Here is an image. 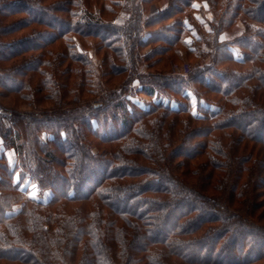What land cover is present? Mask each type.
I'll use <instances>...</instances> for the list:
<instances>
[{
    "label": "trees",
    "instance_id": "obj_1",
    "mask_svg": "<svg viewBox=\"0 0 264 264\" xmlns=\"http://www.w3.org/2000/svg\"><path fill=\"white\" fill-rule=\"evenodd\" d=\"M97 1L94 11L85 0H0V63L14 62L0 67L2 90L36 102L43 91L74 102L98 95L66 113L0 105V139L19 159L9 168L0 156V264H264V0H210L222 13L195 52L181 18L150 30L192 0L153 14V0ZM238 17L243 35L218 42ZM90 38L109 54L102 76L124 73L121 88L98 91V67L76 49ZM176 44L197 60L187 74L137 68ZM62 59L76 68H57ZM88 136L109 149L97 154ZM26 183L51 196L7 210Z\"/></svg>",
    "mask_w": 264,
    "mask_h": 264
},
{
    "label": "rangeland",
    "instance_id": "obj_2",
    "mask_svg": "<svg viewBox=\"0 0 264 264\" xmlns=\"http://www.w3.org/2000/svg\"><path fill=\"white\" fill-rule=\"evenodd\" d=\"M58 0H47V2H53ZM170 0H153L152 3L149 4V13H156L158 11H163L169 6ZM212 2L210 0H192L190 8L187 10V13H183L182 15H174L171 19L165 21V23L157 24L156 26L150 28L151 31H155L158 29H162L164 27V24L167 23V25H171V27L175 26V20L178 18H181L183 21V25L186 30L185 36H183V42L186 45L187 49L189 51H196L198 48L197 46V39L199 36H202L204 34H211L213 33L212 24L214 19V13L216 17L221 16V12H214L216 11L214 7H212ZM86 6L93 9L94 11L98 8H101L102 3L97 0H85ZM214 12V13H213ZM15 19H18L17 16H11L9 19L6 20V22L14 21ZM119 21V19L117 20ZM166 25V26H167ZM245 30V24L243 20L238 17L234 23L226 28H223L222 31L218 34V42L220 43H231L234 40L240 38ZM28 31L27 33H29ZM192 44H188L191 43ZM76 49L79 53H83L88 55V57L93 61L94 65L98 67L99 71L97 73V76L99 78V84L100 88H98V91H102L103 89L112 90V89H118L123 86L124 83V73L123 75L117 77V78H109L108 80L105 79L101 71L103 67L101 65H104L105 69H108V61L106 63V56L109 54L106 53L105 50L100 48L99 42L96 39L90 38V39H84L80 40V42H76ZM157 44H153L152 46L146 47L144 50L150 52L153 47H155ZM64 45L61 43H56L53 46H51L49 49L54 53V55H60V53L64 50ZM165 56H162V58H159L160 56L157 54L150 56L148 59V62H156V65L149 67H146L142 64V66L137 65V68L141 70L142 68L146 71L147 74H156V73H169V74H176V73H184L187 74L189 71L190 66H193L197 63V60L190 54H186V50L183 49L180 44H176L166 50V53H164ZM64 60V59H62ZM66 64H61V67H57L59 69H68L71 67V69H75L77 65H69L67 67L68 61H63ZM14 62L11 63H0V67L2 70L7 71L10 65H12ZM55 71V70H54ZM72 72V70H70ZM73 78H75L73 76ZM73 78H68L66 81L67 89L66 92L70 91V89L73 87V84L75 83L73 81ZM35 81V80H34ZM36 81L38 82V78H36ZM34 83V82H33ZM136 85V82H133L130 86ZM37 92V87L34 90L29 91V93ZM74 95V94H73ZM72 93L67 94V98L59 97V95L53 99H46L44 91L40 92L39 100L37 102L34 98L24 99V97L16 92H8L6 90H2L0 88V105L7 109V112L12 113L14 115L17 114H28V115H34V114H50L51 112H61L66 113L67 110H78L79 108H82V106H85L88 103H93L98 98L97 96H86L82 95L80 96V100L74 102L72 100L73 98ZM100 95V94H99ZM70 97V98H69ZM71 99V100H70ZM135 101H138L140 104L146 105V103L150 102V97L145 96L144 94H137L136 97L133 98ZM0 116L4 118V115L2 111L0 110ZM8 125V124H7ZM149 131H154L155 126L152 128L150 126ZM164 131H166V128L160 129V136L165 134ZM155 132V131H154ZM163 132V133H162ZM85 133V131H84ZM166 136L164 135V139L166 140ZM86 143L90 146V148L95 151L97 154H104L106 150L109 149V146L106 144H99L95 139L91 137H87ZM87 146V145H86ZM0 156H2L5 159V162L9 168L11 167H19V159L17 153L14 151L13 148H8L4 145L3 140L0 139ZM18 169V168H17ZM15 180V177H14ZM25 183V182H23ZM27 189L25 190L24 199L20 201H16L12 203L7 210L9 211H16L20 210L25 203V199H35V200H43L47 201L48 198L51 196V191L49 189H39L35 183H31L30 185L26 183ZM65 211L68 213L74 212V206L66 205L63 207ZM77 259V260H76ZM76 263L79 264L80 256L76 257Z\"/></svg>",
    "mask_w": 264,
    "mask_h": 264
},
{
    "label": "built area",
    "instance_id": "obj_3",
    "mask_svg": "<svg viewBox=\"0 0 264 264\" xmlns=\"http://www.w3.org/2000/svg\"><path fill=\"white\" fill-rule=\"evenodd\" d=\"M21 188H22V189H27V185H26V184H23V185L21 186Z\"/></svg>",
    "mask_w": 264,
    "mask_h": 264
}]
</instances>
